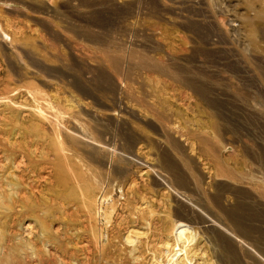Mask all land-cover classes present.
<instances>
[{"label": "rangeland", "instance_id": "1", "mask_svg": "<svg viewBox=\"0 0 264 264\" xmlns=\"http://www.w3.org/2000/svg\"><path fill=\"white\" fill-rule=\"evenodd\" d=\"M177 248L264 264V0H0V264Z\"/></svg>", "mask_w": 264, "mask_h": 264}, {"label": "bare ground", "instance_id": "2", "mask_svg": "<svg viewBox=\"0 0 264 264\" xmlns=\"http://www.w3.org/2000/svg\"><path fill=\"white\" fill-rule=\"evenodd\" d=\"M181 247V246H180ZM175 253H176V257L174 258L172 264H184V263H190L191 259L192 258H188L185 254H184V251L183 249H178L175 250ZM196 255V254H195ZM193 255V257L195 256ZM191 257V254L189 255ZM197 256H195L196 258ZM189 261V262H188ZM195 261V260H194ZM193 261V262H194ZM199 264V263H197Z\"/></svg>", "mask_w": 264, "mask_h": 264}]
</instances>
